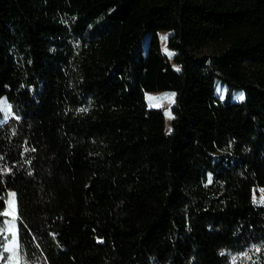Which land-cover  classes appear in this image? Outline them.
Instances as JSON below:
<instances>
[{"label":"trees","instance_id":"1","mask_svg":"<svg viewBox=\"0 0 264 264\" xmlns=\"http://www.w3.org/2000/svg\"><path fill=\"white\" fill-rule=\"evenodd\" d=\"M259 186L264 0H0V227L13 192L28 261L264 264Z\"/></svg>","mask_w":264,"mask_h":264},{"label":"rangeland","instance_id":"2","mask_svg":"<svg viewBox=\"0 0 264 264\" xmlns=\"http://www.w3.org/2000/svg\"><path fill=\"white\" fill-rule=\"evenodd\" d=\"M171 34L172 32L168 30H161L158 32L160 48L162 54L170 61L171 65L174 68H177V65L173 62L175 52L168 47V38ZM164 37L167 38L163 39ZM146 45L147 42L144 46L146 47ZM145 93L148 97V101L146 99V95L145 100L149 107L161 108L163 110L165 117L164 129L165 131H170L173 119L171 107L174 104L175 92L163 90ZM226 94L227 86L221 81H216L215 95L223 100ZM230 98L232 101H242L244 99L243 91L241 89L233 90L231 92ZM13 194V192H10L6 200V209L4 211L6 219L4 220L3 225L0 227V242H2L0 251V264H35L28 261L24 253L19 248L17 229L18 216L16 211V201ZM253 200L256 204H264V186L254 188ZM5 249L11 250L9 251ZM9 257H12L11 261L9 260Z\"/></svg>","mask_w":264,"mask_h":264},{"label":"snow or ice","instance_id":"3","mask_svg":"<svg viewBox=\"0 0 264 264\" xmlns=\"http://www.w3.org/2000/svg\"><path fill=\"white\" fill-rule=\"evenodd\" d=\"M167 37H164L163 39H166ZM242 98V97H241ZM87 109L85 108H81L80 111H86ZM14 195V194H13ZM5 250H11V249H5ZM257 251H259V249L257 248ZM12 257H9V260L11 261Z\"/></svg>","mask_w":264,"mask_h":264},{"label":"bare ground","instance_id":"4","mask_svg":"<svg viewBox=\"0 0 264 264\" xmlns=\"http://www.w3.org/2000/svg\"><path fill=\"white\" fill-rule=\"evenodd\" d=\"M146 99H147V101H148V97H147V95H146Z\"/></svg>","mask_w":264,"mask_h":264},{"label":"crops","instance_id":"5","mask_svg":"<svg viewBox=\"0 0 264 264\" xmlns=\"http://www.w3.org/2000/svg\"><path fill=\"white\" fill-rule=\"evenodd\" d=\"M168 132V131H167Z\"/></svg>","mask_w":264,"mask_h":264}]
</instances>
